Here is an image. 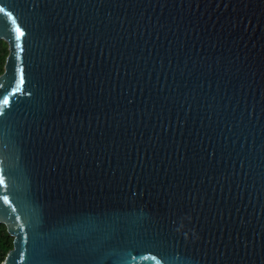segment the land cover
Listing matches in <instances>:
<instances>
[{"label":"water","instance_id":"obj_1","mask_svg":"<svg viewBox=\"0 0 264 264\" xmlns=\"http://www.w3.org/2000/svg\"><path fill=\"white\" fill-rule=\"evenodd\" d=\"M0 6V264H264V0Z\"/></svg>","mask_w":264,"mask_h":264},{"label":"snow or ice","instance_id":"obj_2","mask_svg":"<svg viewBox=\"0 0 264 264\" xmlns=\"http://www.w3.org/2000/svg\"><path fill=\"white\" fill-rule=\"evenodd\" d=\"M0 13H4L5 16L7 17L8 20H11L13 28L12 31L15 33V41L13 44L14 49H16V59H20V51H22L21 47V38L25 36L24 30L19 26L17 23V20L11 11H7V9L4 6H0ZM0 35H5V33L0 30ZM13 77L16 79V86L13 89V92L20 90V86L24 83V76H23V71L22 68H15L14 67V72H13ZM10 95V94H9ZM3 105L7 106L9 104V99L8 96H4L3 100L0 101ZM3 110L0 109V114H2ZM4 183V178L3 176H0V184ZM5 203H8V197L4 196L3 197Z\"/></svg>","mask_w":264,"mask_h":264},{"label":"trees","instance_id":"obj_3","mask_svg":"<svg viewBox=\"0 0 264 264\" xmlns=\"http://www.w3.org/2000/svg\"><path fill=\"white\" fill-rule=\"evenodd\" d=\"M7 44L0 40V73L3 71V64L7 55ZM12 247V237L8 234L4 224L0 223V263L4 259L6 252Z\"/></svg>","mask_w":264,"mask_h":264}]
</instances>
